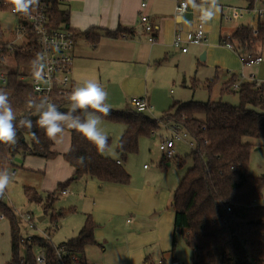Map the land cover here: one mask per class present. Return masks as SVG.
<instances>
[{"label":"trees","instance_id":"16d2710c","mask_svg":"<svg viewBox=\"0 0 264 264\" xmlns=\"http://www.w3.org/2000/svg\"><path fill=\"white\" fill-rule=\"evenodd\" d=\"M247 1L248 7L253 8L255 0ZM47 14L52 27H59L62 23L69 24L70 13L61 9L59 0H47ZM23 24L27 26L26 22ZM1 28L0 22V31ZM101 31L90 29L84 32L74 31V34L75 37L84 36L93 44H97L102 36L116 38L135 34L134 30L124 26H119L114 31ZM257 32L255 35L248 25L242 24L230 36L222 35L220 44L230 48L238 57L245 58L261 49L264 42V22L258 23ZM29 41V45L15 46L14 66H7L5 59L0 64V72L5 71L7 74V84L0 83V88H6L10 92L8 97L17 121L24 117H30L33 121L30 131L17 123V143L14 146L0 143V172L7 174L15 169L16 156L46 160L58 156L53 150L54 140L48 139L44 129L35 123L38 119L33 114L36 107H30L29 104L33 101L34 105H40L42 101L27 82L40 71L37 50L28 52L29 48L36 47V38L30 34ZM0 44L5 45V42L0 39ZM236 81L237 76H233L222 84L220 94L237 95L238 106L221 101L174 100L159 120L135 110L111 109V114L104 117L125 127L117 143L118 152L125 155L137 154L140 139L153 135L161 125L171 124L189 134L194 144L190 154L192 167L174 192L172 209L175 213L174 238L177 235L184 238L185 244L193 253L192 264H264V207L255 205V202L263 199L264 177L252 176L249 172L252 151L264 146V83H243L234 90ZM217 83L218 77L215 76L203 82L202 86L210 95ZM199 85L200 82L193 79L189 88L195 90ZM59 89L56 86L53 90L52 103L57 106L58 111L68 114L70 95L75 88L70 85L64 94ZM46 109L45 103L40 106V111ZM71 117H79L81 122L86 119L80 109L72 112ZM67 123L71 121L65 122L64 128V131L71 133V146L63 158L74 168L72 177L46 194L32 187L24 188L27 201L39 205L44 215L50 217L51 224L76 212L74 207L59 210L55 207L59 193L73 182L82 178L121 186H127L131 182V175L125 167L103 154L110 148L111 138L103 153H100L81 133L67 127ZM33 132L38 141L33 138ZM247 138L259 142L245 143ZM79 157H84L83 165L78 162ZM170 162L163 156L159 166H168ZM175 164L183 167L185 159L177 157ZM0 215L10 225L11 259L7 264H39V256L33 251L35 246L42 249L44 264H90L86 249L88 246L98 245L95 239L97 224L91 215L86 217L75 238L58 246L47 238H26L22 235L21 216L13 206L6 203L5 190L0 193ZM57 249L64 252L61 260L57 256ZM143 264L155 262L147 258Z\"/></svg>","mask_w":264,"mask_h":264},{"label":"crops","instance_id":"0c3cea01","mask_svg":"<svg viewBox=\"0 0 264 264\" xmlns=\"http://www.w3.org/2000/svg\"><path fill=\"white\" fill-rule=\"evenodd\" d=\"M59 1L61 9L70 13L68 26L73 31H114L119 26H124L135 32L133 36H102L97 44L88 41L84 36L76 37L70 72L71 86L81 87L87 80L98 82L107 91L105 103L112 110H134L132 100L135 98H143L150 105L155 96L154 86L169 84L171 81L173 84L184 83L187 77L205 82L217 76L218 83L224 84L233 76H237L235 84L238 86L243 83H264V42L259 52L252 54L260 55L262 61L251 65H246L244 58L238 57L230 48L220 44L222 35L230 36L243 24L234 23L233 27L229 23L223 24L222 8H247V0H218L216 5L212 4V0ZM181 1L189 3L188 13L183 18L175 16L176 5ZM259 2L264 5V0ZM142 3L146 4L144 9L141 8ZM213 7L217 10L214 17L207 21V41L192 47L191 52L187 54L175 48L173 42L176 31L193 29L195 18ZM141 13L147 14L149 21L157 28V41L153 44L148 41V35L143 31L140 23ZM185 63H190V66ZM172 92L170 89V93ZM110 130H104V133L107 135ZM124 131L123 126L121 136ZM112 132L117 134L114 130ZM112 135L108 133L109 138ZM70 146L71 133L66 130L54 140L53 150L58 153L55 159L21 156V165L14 163V177L17 181L9 186L10 190L15 186L32 187L40 193L56 190L58 184L69 180L74 173V168L63 158ZM261 150H264V146L256 148V151ZM114 151L115 154L125 155L118 152L117 145L115 150L109 148L103 154L122 164L120 158L115 157ZM160 163L161 161L159 165ZM168 167L169 165L161 167V170L164 171ZM144 168L149 169L146 165ZM158 172L162 174L161 171L155 170L156 174L152 173L153 176L139 182H130L127 186L102 184L94 179L82 178L70 184L66 188V194L59 193V196L64 197L62 206H66L60 209L74 207L76 210L61 221L80 213L79 218L70 220L76 224V229L78 227L81 230L88 215H91L97 224L95 239L99 251L96 253L95 263L89 262L90 264H143L147 258L152 262H179L175 256V247L177 237L181 235L174 238L175 213L172 210V201L174 192L184 176L176 185L172 178L157 174ZM254 172L256 176L262 177L264 168H258ZM160 176L163 179H157L161 181V189L157 190L151 180ZM255 205L264 207L259 201ZM20 216L22 219L24 215ZM127 216L132 219H126ZM44 218L45 215L39 217V220ZM28 228L33 229L35 226L31 228L28 225ZM103 229H109L110 240L103 234ZM182 239L185 243L183 237ZM10 244V225L3 217L0 219V264L10 261ZM87 252L86 249V255ZM39 256H42V253Z\"/></svg>","mask_w":264,"mask_h":264},{"label":"rangeland","instance_id":"374dc122","mask_svg":"<svg viewBox=\"0 0 264 264\" xmlns=\"http://www.w3.org/2000/svg\"><path fill=\"white\" fill-rule=\"evenodd\" d=\"M259 1L255 2L254 9H262L264 8V5H260ZM254 18L253 16H249L246 19H236L233 22L229 23L231 24V27L234 26V23H243V24H251L253 22ZM0 22L2 26V33L0 35V39L2 42H14L16 46H20L23 43H28L27 38H17L16 35V29L18 26V18L14 15H11L9 13L3 12L0 13ZM225 22H223L224 24ZM227 24V23H226ZM14 55H15V49L10 51L9 53V67L14 66ZM187 66H190V63H185ZM194 77H187L185 82L182 83H175L171 81L169 84L161 83L158 86H154V99L150 103V109L145 112L147 116H149L151 119L159 120L163 114L164 111H166L174 100H180L184 102H188L191 100L194 101H200V102H223L226 104H230L233 106L239 105V99L237 95L235 94H225L221 95L220 90L222 86V82H219L215 85V87L212 90V93L209 95V93L204 89L203 81L200 82L199 87H197L195 90L190 89ZM170 89L173 90L172 93H170ZM0 91H3L7 93V95H10V92L6 88H0ZM123 125L117 122L108 121L105 118H103V124L102 129L110 130L108 133H112L111 136V146L110 148L114 149L116 148V145L119 141V138L121 136ZM174 128L173 125H161L159 130L155 132L153 135L149 137H142L139 141V149L137 154H131V155H118L117 153L114 155L116 158H120L122 161L123 166L128 171V173L131 175V182H139L147 178L148 176H153L155 173V170H159L162 172L160 174L159 172L157 174H160L164 177L172 178V180L177 183L178 185L181 178L185 175V173L192 167V158L190 157L192 147L189 145V141H192L191 138H188V140H181L177 141L175 143L174 151H175V157L171 160L169 164L168 169L161 170L162 168L159 166V162L161 161L163 154L159 150V143L163 140H165L168 137L172 136V129ZM114 130L117 134H114L112 132ZM107 133V135H108ZM188 141V142H187ZM259 142L257 140L253 139H245V143H256ZM180 156L179 158L185 159V164L183 167H178L175 164L176 157ZM20 159H22L21 156H16L14 159V163L17 165H21ZM144 165H146L145 169ZM165 168V166H163ZM264 168V150L256 151L254 149L250 156V162H249V172L250 175L256 176L255 172L258 170V168ZM14 170V169H12ZM10 170V171H12ZM9 171V172H10ZM263 175V174H262ZM10 176V175H9ZM261 176V175H260ZM155 177L151 180V184L156 189H161L159 184H161V181ZM163 179V178H162ZM17 181V178L11 177L10 182L6 187L5 190V201L9 205L13 206L17 212L24 216H31L32 224L35 226V228L30 229L28 228V223L23 221L21 222V231L22 235L24 237H43V238H50L51 243L55 246L60 245L63 242L68 241L69 239L75 238L78 233L79 229L74 222H71L70 220H73L74 218H79L80 213L78 215H73V217H66L65 221H61L62 218H59L58 222L55 224H51V219L49 216L45 215L44 220H39V217H43L44 213L39 205H36L34 203H30L27 201L25 195H24V187L17 188L16 186L10 190L9 186H12V183ZM20 185V184H19ZM157 185V186H156ZM165 187V186H164ZM177 187V186H175ZM176 189V188H175ZM37 190V189H36ZM38 191V190H37ZM47 192H42V194H46ZM63 196H59V200L57 201L55 207L56 209H60L63 205ZM259 203L264 204V193H263V199L259 201ZM64 209V208H63ZM67 209V208H65ZM173 210V209H172ZM69 216V215H68ZM69 218V220H68ZM126 219H132V217L127 216ZM67 220V221H66ZM66 222V223H64ZM56 227V229H54ZM74 229V230H73ZM73 230V231H72ZM109 229H103V234L107 237L108 240H110L111 235L108 233ZM49 232V233H48ZM88 254L87 259L90 263H95L96 261V253L99 251V247L97 245H92L87 247ZM33 251L35 255H40L42 253V249L39 246H35L33 248ZM22 255H24V250L21 251ZM175 256L179 260L180 264H192L191 256L192 251L187 247V245L184 243L181 236L177 237L176 247H175ZM11 259V257H10Z\"/></svg>","mask_w":264,"mask_h":264},{"label":"built area","instance_id":"2783aa9c","mask_svg":"<svg viewBox=\"0 0 264 264\" xmlns=\"http://www.w3.org/2000/svg\"><path fill=\"white\" fill-rule=\"evenodd\" d=\"M260 1V0H255ZM146 7L145 3L141 4V8ZM189 3L187 1H181L176 5L175 16L183 18L188 13ZM9 13L18 18V26L16 29L17 38H27L28 43L22 45H29V35H33L36 38V47L29 48L28 52L37 50V56L40 63L39 74L28 79V84L33 87L37 98L42 101L52 103V92L56 86L60 89V93L64 94L70 88L71 78L70 72L73 65V53L76 46V37L74 31L69 28L68 24L62 23L59 27H52L48 14H47V0H40V5L34 8L30 14L24 15L21 13H13L12 5L6 3V0H0V13ZM253 16L254 20L248 25L252 32L257 35V25L264 21V8L254 9L253 8H235V7H224L221 11V21L225 23H231L234 20L246 19L249 16ZM27 23V26L23 24ZM140 23L143 27V31L148 35V41L155 43L157 41L156 32L157 28L149 21V17L145 13L140 14ZM0 33H2V28ZM126 36V35H124ZM207 41V22L202 19V15L195 18L193 29L187 31L177 30L173 45L175 48L180 50L182 53H190L192 47L204 44ZM14 42H5L0 44V64L2 60H6L8 63L9 53L11 50L16 49ZM16 52V51H15ZM15 58V55H14ZM262 61L260 55L252 56L248 55L244 58L246 65L259 63ZM15 62V60H14ZM0 83L2 85L7 84V74L5 71L0 72ZM235 90L239 88L237 84L233 86ZM47 106V103H45ZM133 109L139 113H145L150 109L148 102L143 98H135L132 100ZM189 134L184 130L175 127L172 129V136L163 140L159 144V150L167 160H171L175 157V143L181 140H188ZM188 142V141H187ZM190 147L193 148L194 144L192 141L188 142ZM120 164L121 162H117ZM8 175L14 177L16 170L8 172ZM66 194V189L60 192ZM256 203V202H255ZM230 211V209H228ZM3 216L0 215V219ZM22 219L27 222L31 228H33L30 216H22ZM56 229V227H54ZM50 240V238L48 237ZM64 252L61 249H57V256L62 259ZM39 264H44V256L37 258ZM155 264H179L178 261L172 260L166 262L164 260L156 261Z\"/></svg>","mask_w":264,"mask_h":264},{"label":"clouds","instance_id":"9594fccd","mask_svg":"<svg viewBox=\"0 0 264 264\" xmlns=\"http://www.w3.org/2000/svg\"><path fill=\"white\" fill-rule=\"evenodd\" d=\"M6 3L12 5L13 13H21L24 15L39 7L40 0H6ZM218 0H212V4L216 5ZM217 9L215 7L205 11L202 19L207 22L211 20ZM39 73H37L38 75ZM107 91L98 83L87 80L83 86L75 88L70 95V106L68 114L61 113L55 104L41 101L40 105H34L30 101V107H36L33 113L38 116L36 125L44 129L48 139L55 140L58 135L62 134L66 126L77 130L82 136L95 146L96 150L103 153L108 145L109 136L102 129L103 118L111 114V109L105 103L107 100ZM47 103V109L40 111V106ZM76 109H80L86 119L81 122L79 117L73 119L71 113ZM17 123L21 128L31 130L33 121L30 117H24L17 121V117L10 103L7 93L0 91V143L14 146L17 143ZM34 139L38 141L36 133H32ZM78 162L83 165L84 157H79ZM10 182L9 175L0 172V193H3Z\"/></svg>","mask_w":264,"mask_h":264},{"label":"water","instance_id":"95a60500","mask_svg":"<svg viewBox=\"0 0 264 264\" xmlns=\"http://www.w3.org/2000/svg\"><path fill=\"white\" fill-rule=\"evenodd\" d=\"M262 177H264V175Z\"/></svg>","mask_w":264,"mask_h":264}]
</instances>
